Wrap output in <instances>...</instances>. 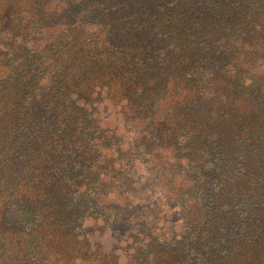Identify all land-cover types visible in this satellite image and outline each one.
<instances>
[{
    "label": "trees",
    "instance_id": "1",
    "mask_svg": "<svg viewBox=\"0 0 264 264\" xmlns=\"http://www.w3.org/2000/svg\"><path fill=\"white\" fill-rule=\"evenodd\" d=\"M119 250L264 264V0H0V264Z\"/></svg>",
    "mask_w": 264,
    "mask_h": 264
},
{
    "label": "rangeland",
    "instance_id": "2",
    "mask_svg": "<svg viewBox=\"0 0 264 264\" xmlns=\"http://www.w3.org/2000/svg\"><path fill=\"white\" fill-rule=\"evenodd\" d=\"M107 112L108 114L100 111V113L98 114V117L101 119L102 126L109 128V129L117 128L119 131L120 121L116 117L115 113H113V109L109 107V110ZM139 170L142 174H145L142 167H139ZM150 197H151V200H156L157 198V196L155 195H151ZM168 216L171 217L170 214ZM98 225L100 224H96L94 221L90 222V226L92 227L91 229L93 231L92 240L94 242H99L105 250H109L113 246L123 245V244L117 243V241L113 238V236H111L109 229L102 228L101 226H98ZM118 252L120 253V257H119L120 262L121 264H124L126 260V255L124 254V252H122V250L121 251L119 250Z\"/></svg>",
    "mask_w": 264,
    "mask_h": 264
}]
</instances>
